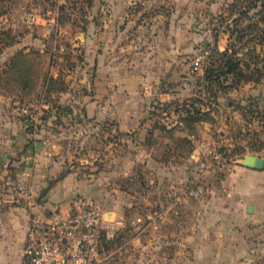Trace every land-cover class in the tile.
<instances>
[{"label":"rangeland","instance_id":"1","mask_svg":"<svg viewBox=\"0 0 264 264\" xmlns=\"http://www.w3.org/2000/svg\"><path fill=\"white\" fill-rule=\"evenodd\" d=\"M234 50L261 68L255 79L211 77ZM116 113L151 121L115 131ZM18 125L42 134L36 147L59 170L30 188L0 167L1 196L49 216L94 199L128 220L109 264H148L153 245L150 264H167L212 209L229 206L234 166L264 157V0H0V129ZM77 181L82 191L63 198ZM239 239L247 264L264 261V233Z\"/></svg>","mask_w":264,"mask_h":264},{"label":"crops","instance_id":"2","mask_svg":"<svg viewBox=\"0 0 264 264\" xmlns=\"http://www.w3.org/2000/svg\"><path fill=\"white\" fill-rule=\"evenodd\" d=\"M103 45L107 43L104 42ZM120 90L121 86L118 88ZM64 98L66 96L61 97V100ZM77 101L82 99L78 98L74 102ZM118 107H121L120 103ZM111 119L115 131H125L128 126L133 131H144L151 121L149 116L139 114H133L128 120H124L116 113ZM125 124L130 125L126 127ZM42 137L39 133H28L19 125L16 129H0V167L3 168L7 183L15 184L14 177L18 176L21 180H28L29 187L33 188L45 180L44 175L59 170L58 160H52V155L47 156L46 154H50L47 149L42 151L36 147ZM31 159L35 161L34 167ZM44 163H48L46 168ZM67 179L68 182L71 181L69 177ZM80 183H68V189L62 191L63 198L69 197L70 189L81 192ZM224 184L228 190L225 202L229 206L222 211L220 208L212 209L208 224L196 228L190 235L188 244L180 247V254L167 264H247L249 257L243 243L245 238L236 240V236L264 233V169L235 165ZM12 203V196L0 195V264H22L29 218L32 213L45 214L41 205L34 206L32 202L23 205ZM47 207L56 209L51 203ZM155 249L154 245L149 248L151 258L148 259V264L154 262ZM254 264H264V261Z\"/></svg>","mask_w":264,"mask_h":264},{"label":"built area","instance_id":"3","mask_svg":"<svg viewBox=\"0 0 264 264\" xmlns=\"http://www.w3.org/2000/svg\"><path fill=\"white\" fill-rule=\"evenodd\" d=\"M199 63L197 60L196 65ZM22 113L27 127H38L31 105L25 104ZM223 156L221 150L216 154L217 158ZM127 225L126 218H107L91 198H79L55 216L34 213L28 222L22 264H109L125 248L116 241Z\"/></svg>","mask_w":264,"mask_h":264},{"label":"trees","instance_id":"4","mask_svg":"<svg viewBox=\"0 0 264 264\" xmlns=\"http://www.w3.org/2000/svg\"><path fill=\"white\" fill-rule=\"evenodd\" d=\"M237 51H233V56H230L229 53L225 56V63L224 66L219 69L212 72L211 70V77L215 75L218 77L219 75H231L234 80H237L238 82L242 81H251L255 78L254 75L261 73V68L257 65V63L254 65V68H252V65L250 63L244 62L243 58H238ZM253 69V70H251ZM218 73V74H217ZM258 79V78H257ZM126 232H122L118 240L116 241L118 244H121L122 237L126 235Z\"/></svg>","mask_w":264,"mask_h":264},{"label":"water","instance_id":"5","mask_svg":"<svg viewBox=\"0 0 264 264\" xmlns=\"http://www.w3.org/2000/svg\"><path fill=\"white\" fill-rule=\"evenodd\" d=\"M241 164L246 166V167H248V168H254V169H257V170H263L264 169V157L247 156L241 162Z\"/></svg>","mask_w":264,"mask_h":264}]
</instances>
